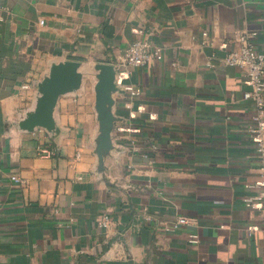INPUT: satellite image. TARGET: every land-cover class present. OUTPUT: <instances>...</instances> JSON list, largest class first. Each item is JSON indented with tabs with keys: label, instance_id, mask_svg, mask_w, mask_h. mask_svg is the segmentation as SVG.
Listing matches in <instances>:
<instances>
[{
	"label": "crops",
	"instance_id": "1",
	"mask_svg": "<svg viewBox=\"0 0 264 264\" xmlns=\"http://www.w3.org/2000/svg\"><path fill=\"white\" fill-rule=\"evenodd\" d=\"M243 32L264 52V0H0V264H264V214L247 205L264 195L252 87L223 63ZM137 40L164 58L129 68L137 113L115 94L101 170L94 67ZM65 60L85 77L59 100L63 133L21 130ZM181 216L196 224L164 230Z\"/></svg>",
	"mask_w": 264,
	"mask_h": 264
},
{
	"label": "water",
	"instance_id": "2",
	"mask_svg": "<svg viewBox=\"0 0 264 264\" xmlns=\"http://www.w3.org/2000/svg\"><path fill=\"white\" fill-rule=\"evenodd\" d=\"M83 64L75 60L55 62L49 73L38 83V97L35 107L26 112L19 122V128L26 132L44 129L53 136L63 133L58 125L55 113L62 96L78 92L84 84ZM96 84L94 87L99 122V135L96 153L100 169H105V160L115 149L113 132L123 121L115 110L117 94L121 88L117 84V70L112 63H97Z\"/></svg>",
	"mask_w": 264,
	"mask_h": 264
},
{
	"label": "built area",
	"instance_id": "3",
	"mask_svg": "<svg viewBox=\"0 0 264 264\" xmlns=\"http://www.w3.org/2000/svg\"><path fill=\"white\" fill-rule=\"evenodd\" d=\"M253 35H256V33H240L237 38L238 48L228 54L224 58L223 63L227 66H235L243 69L246 74L247 84L252 87V90L246 92L244 96L246 100H252L255 105V113L248 131L264 160V52L259 51L252 43L251 38ZM164 54L165 52L162 46L153 45L147 40H137L119 58V63L114 64L117 70V84L127 94L128 100L125 106L131 109L132 116H135L137 113L133 109V103L135 98L141 94V90L139 87H134L129 84V68L144 67L154 59L162 60ZM138 112H141V108L138 109ZM43 153L54 155L55 150H44ZM79 157L80 155L77 156V158ZM12 180L18 184L22 183L21 179L17 176H13ZM247 205L262 210L264 214V195L256 199H248ZM108 222L109 218L105 216L101 223L107 226ZM194 224H196L194 219L181 216L173 222L164 224V230L175 232L185 226ZM189 241L192 244H198L200 239L197 234H192Z\"/></svg>",
	"mask_w": 264,
	"mask_h": 264
}]
</instances>
